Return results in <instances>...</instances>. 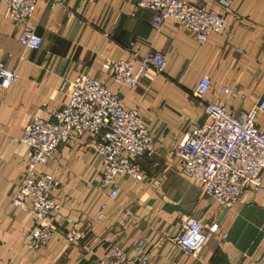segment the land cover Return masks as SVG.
Returning a JSON list of instances; mask_svg holds the SVG:
<instances>
[{
	"label": "crops",
	"instance_id": "1",
	"mask_svg": "<svg viewBox=\"0 0 264 264\" xmlns=\"http://www.w3.org/2000/svg\"><path fill=\"white\" fill-rule=\"evenodd\" d=\"M138 1L65 0L64 7L51 10L48 0H41L28 22L43 38L36 51L20 43L22 28L5 18L0 4V61L20 74L14 86L0 88V264H93L113 245L138 255L139 243L150 264H264V189L224 207L204 198L200 185L182 175L175 153L186 131L206 121L192 95L203 76L212 81L211 98L230 111H249L264 97V0H190L227 11L225 32L203 45L175 20L155 31ZM131 52H159L167 68L151 71L135 88L117 85L105 61L127 60ZM79 75L118 94L125 109H137L157 152L142 161L146 179L121 176L118 195L110 201L108 190L100 189L102 159L85 144L90 136L61 145L57 161L38 167L61 182L52 193L61 205L53 219L57 232L47 248L31 250L29 213L9 206L25 172L27 146L20 140L32 117L52 120L67 104L62 83ZM224 87H240L246 99L230 98L221 92ZM258 125L264 132V113ZM127 211L131 218L123 221ZM190 214L206 227L219 225L195 256L174 242L181 218ZM72 232L75 242L67 239Z\"/></svg>",
	"mask_w": 264,
	"mask_h": 264
},
{
	"label": "built area",
	"instance_id": "2",
	"mask_svg": "<svg viewBox=\"0 0 264 264\" xmlns=\"http://www.w3.org/2000/svg\"><path fill=\"white\" fill-rule=\"evenodd\" d=\"M39 1L0 0L6 7L5 18L22 28L20 43L34 51L42 47L43 38L28 22ZM82 1L96 3L100 0ZM48 5L55 10L64 7L65 0H48ZM136 7L150 14V25L155 31L161 32L167 21L175 20L201 45L208 42L212 34L224 33L227 26V11L208 10L190 0H139ZM105 65L114 83L135 88L151 71L163 73L167 61L159 52L146 55L131 52L129 59H107ZM19 80L20 74L0 61V88L7 90ZM211 87L212 81L207 75L195 87L192 95L201 105L206 121L186 131L175 153L182 175L200 185L204 198L231 208L247 192L259 194L264 189V132L258 125L259 115L264 113V97L251 110L235 112L211 98ZM60 91L68 102L52 113L53 119L34 116L24 129L20 142L27 146L25 172L9 200L10 207L28 211L27 245L35 251L47 248L55 237L57 229L53 219L61 209L52 196L61 187L60 180L53 173L39 171L38 167L57 161L61 145L90 136L85 144L102 159L100 189L108 190L110 201L118 195L121 176L140 182L146 179L142 161L157 152L154 137L140 112L125 109L121 97L99 80L79 75L73 81L65 80ZM221 92L232 99H246L240 87H224ZM106 207L101 206L100 220ZM131 215L125 212L122 220L130 219ZM218 233V224L206 227L194 215H185L174 242L178 249L195 256L205 247L209 234ZM221 237L225 239L224 235ZM77 238L76 232L67 234L70 242ZM143 248V243H139L140 253L134 256L113 245L93 264H150L148 255L142 253Z\"/></svg>",
	"mask_w": 264,
	"mask_h": 264
}]
</instances>
